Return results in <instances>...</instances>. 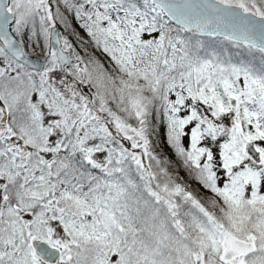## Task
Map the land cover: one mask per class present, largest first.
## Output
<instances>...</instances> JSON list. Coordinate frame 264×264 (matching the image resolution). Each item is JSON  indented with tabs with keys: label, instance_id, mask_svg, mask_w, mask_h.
I'll return each mask as SVG.
<instances>
[{
	"label": "snow or ice",
	"instance_id": "snow-or-ice-1",
	"mask_svg": "<svg viewBox=\"0 0 264 264\" xmlns=\"http://www.w3.org/2000/svg\"><path fill=\"white\" fill-rule=\"evenodd\" d=\"M0 264H264V0H0Z\"/></svg>",
	"mask_w": 264,
	"mask_h": 264
}]
</instances>
